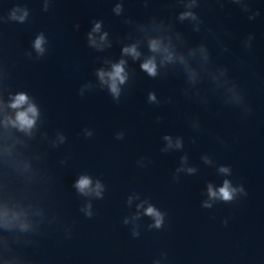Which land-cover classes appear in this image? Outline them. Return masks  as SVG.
<instances>
[{"label": "clouds", "instance_id": "obj_1", "mask_svg": "<svg viewBox=\"0 0 264 264\" xmlns=\"http://www.w3.org/2000/svg\"><path fill=\"white\" fill-rule=\"evenodd\" d=\"M183 4L184 11L180 12L177 19L181 22L190 21L193 24V30L200 32V25L203 23L200 16L197 14L195 9L200 5V0H179ZM231 3L236 4L240 7V10L244 13H247V18L249 20H255L257 16L260 15L258 10H254L251 7L250 0H231ZM223 5L221 4V7ZM123 10L122 4H116L113 11L116 15H120ZM43 11H48V0H45ZM29 12L26 8H14L10 15L9 19L16 21L18 23H24L28 18ZM79 25H77V28ZM102 24L100 21L93 22V27L88 33V43L90 47H94L98 50H103L104 46H110L108 43V33L101 32ZM164 26L161 23L159 26H154L153 31L155 35L146 34L145 39L147 40L148 52L150 55L144 58L140 63V69L147 73L149 77L155 78L159 75L158 67H167L169 65L179 64L183 67L184 72L186 73L189 81L195 83L200 67L197 65L200 61L204 64H207L209 61V50L205 44H200L194 48H188L187 52L179 48L174 42L171 34L166 33L163 30ZM145 29L142 28V31ZM99 35L97 39L96 34ZM176 39H180L179 34H177ZM254 36L249 35L244 42L245 47L250 49ZM48 43L43 32L38 34L33 41L32 47L37 54V57H43L47 51L45 45ZM139 41L137 43L125 46L122 48V55L130 56L134 61L140 60L142 53L138 50ZM226 50V49H225ZM28 56L31 57V53H28ZM197 56H199V61H197ZM194 61L196 63H194ZM127 61L120 59L117 63L111 64V70L106 71L103 68L97 70L96 75L100 81V84L106 86L109 93L111 94L113 100L116 103H119L121 97V85L127 83L129 79V74L126 71L125 65ZM221 75L224 74V70H221ZM84 87H91V85H85ZM84 89L81 88L80 95L83 96ZM230 91L233 93L234 100L239 103L242 100V97L239 93L236 92L235 85L232 86ZM149 103L157 102L155 93L150 92L148 94ZM0 106H3L14 111L13 115H5L3 121V126L5 129L14 128L19 132H23L27 135H31L32 130L35 128L37 120L40 117V109L29 95L25 92H18L15 95H10L9 102L5 105L3 100H0ZM250 111V109H248ZM92 132L85 130V137H91ZM124 134L122 132L116 134V139H123ZM59 142L63 143L66 139L64 135L58 136ZM164 140L167 141V147L162 149V151H167L171 148L179 149L181 148L182 141L177 139L175 143L172 141V137L165 136ZM203 160L207 164H211L212 161L207 157H203ZM181 163H187V157L181 158ZM177 173L187 172L188 174H194L196 172L195 168L192 167H181L176 169ZM218 172L224 175H231V169L228 166H220ZM174 180H178V176L173 177ZM73 187L77 192L83 196H91L97 199H103L105 193V185L101 180L97 179L95 183L93 179L88 175H81L74 183ZM207 195L208 200L203 201L202 207L205 209H210L213 207L214 201H222L225 203H231L237 199L238 196H246L247 192L245 191L244 186L238 185L233 186V183L225 179L222 183V186L215 188L211 183L207 185ZM132 197L128 198L129 205L132 202ZM147 201H144L137 205V209L144 208V204ZM84 215L88 218H92V204L88 203L81 209ZM144 216L150 217L152 223L148 225L149 229H161L165 223L166 213L159 210L157 207L152 204H148L144 208ZM133 220L140 219V214L137 212L135 216L132 217ZM124 224H128L129 220L126 218L123 221ZM227 221H225V224ZM0 228L4 230H12L13 228H18L21 232H27L32 228V222L29 220L28 215L24 211H16L5 206L2 211H0ZM133 237H138L140 233L133 229ZM4 264H10L8 260H5ZM158 264V262H157Z\"/></svg>", "mask_w": 264, "mask_h": 264}]
</instances>
